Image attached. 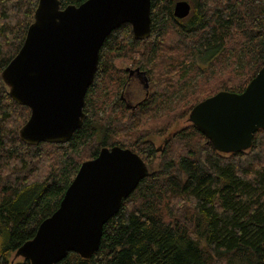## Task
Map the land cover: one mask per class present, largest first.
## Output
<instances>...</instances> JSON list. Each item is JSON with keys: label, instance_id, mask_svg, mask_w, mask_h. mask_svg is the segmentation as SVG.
I'll list each match as a JSON object with an SVG mask.
<instances>
[{"label": "trees", "instance_id": "16d2710c", "mask_svg": "<svg viewBox=\"0 0 264 264\" xmlns=\"http://www.w3.org/2000/svg\"><path fill=\"white\" fill-rule=\"evenodd\" d=\"M59 1L64 8L85 0ZM176 1L151 0L143 40L127 22L107 35L85 118L67 142L22 141L30 109L0 76V264H30L17 249L57 210L80 164L114 145L152 171L122 199L89 258L69 252L55 264H264V128L250 148L223 153L188 120L194 105L219 91L241 93L264 66V0H186L183 18L174 15ZM37 2L0 0V74ZM118 58L145 70L147 95L134 110L118 97ZM13 252L22 259L10 262Z\"/></svg>", "mask_w": 264, "mask_h": 264}, {"label": "water", "instance_id": "95a60500", "mask_svg": "<svg viewBox=\"0 0 264 264\" xmlns=\"http://www.w3.org/2000/svg\"><path fill=\"white\" fill-rule=\"evenodd\" d=\"M190 10L186 0L174 3L178 18ZM150 12L151 0H85L64 8L59 0H38L21 47L0 74L10 97L30 109L20 139L67 142L85 118L84 98L105 38L124 22L134 38H147ZM188 120L220 152L250 148L253 133L264 128V66L241 93L219 91L194 105ZM151 171L130 148L102 147L80 164L57 210L16 252L30 264H55L69 252L89 258L104 224Z\"/></svg>", "mask_w": 264, "mask_h": 264}, {"label": "flooded vegetation", "instance_id": "af4514ba", "mask_svg": "<svg viewBox=\"0 0 264 264\" xmlns=\"http://www.w3.org/2000/svg\"><path fill=\"white\" fill-rule=\"evenodd\" d=\"M122 60L118 58L114 61V64L117 66V61ZM125 72V84L123 88L119 91L118 97L120 101L129 108L134 110L137 105L143 100L147 95L145 88V70L139 65H134L132 62H129V66H117Z\"/></svg>", "mask_w": 264, "mask_h": 264}, {"label": "rangeland", "instance_id": "374dc122", "mask_svg": "<svg viewBox=\"0 0 264 264\" xmlns=\"http://www.w3.org/2000/svg\"><path fill=\"white\" fill-rule=\"evenodd\" d=\"M117 66H129V61H127V60H125V61H122V60H118L117 62ZM179 126H182V125H184V121H182V122H180L179 124H178ZM161 142V139H158L157 141H156V143L157 144H159ZM22 259V257H18V256H15V253L13 252V254H11V256L9 257V261L10 262H16V261H19V260H21Z\"/></svg>", "mask_w": 264, "mask_h": 264}]
</instances>
